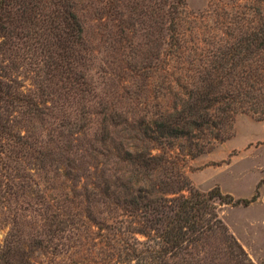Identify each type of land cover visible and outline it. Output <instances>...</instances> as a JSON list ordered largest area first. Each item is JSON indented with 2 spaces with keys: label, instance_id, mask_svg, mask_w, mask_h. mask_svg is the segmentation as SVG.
<instances>
[{
  "label": "trees",
  "instance_id": "1",
  "mask_svg": "<svg viewBox=\"0 0 264 264\" xmlns=\"http://www.w3.org/2000/svg\"><path fill=\"white\" fill-rule=\"evenodd\" d=\"M206 13L0 0V264H256L185 166L264 118V0Z\"/></svg>",
  "mask_w": 264,
  "mask_h": 264
},
{
  "label": "rangeland",
  "instance_id": "2",
  "mask_svg": "<svg viewBox=\"0 0 264 264\" xmlns=\"http://www.w3.org/2000/svg\"><path fill=\"white\" fill-rule=\"evenodd\" d=\"M217 2L231 0H187L196 27L211 24L203 16L213 10ZM205 35L203 37L208 39L210 34ZM261 116L260 113L238 114L232 137L210 152L189 160L185 166L190 182L199 190L219 186L235 199L256 195L248 204H224L218 209L229 231L256 264H264V118ZM5 231L0 230V243Z\"/></svg>",
  "mask_w": 264,
  "mask_h": 264
}]
</instances>
